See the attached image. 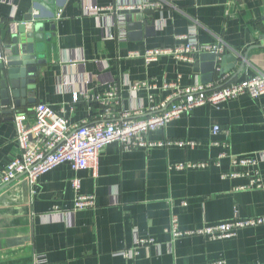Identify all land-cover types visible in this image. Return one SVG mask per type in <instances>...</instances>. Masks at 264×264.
Here are the masks:
<instances>
[{
    "label": "crops",
    "instance_id": "crops-1",
    "mask_svg": "<svg viewBox=\"0 0 264 264\" xmlns=\"http://www.w3.org/2000/svg\"><path fill=\"white\" fill-rule=\"evenodd\" d=\"M34 1L0 0L5 61V44ZM143 1H160L164 7L129 11L130 21L142 25L140 40L128 39L127 21L122 36V21L113 12L88 13L96 5L120 7L115 12L125 14L121 10L125 3ZM54 3V17L39 22L42 31H32L29 41L21 44L25 54L30 48L34 60L42 63L36 65L35 89L29 92L35 104L17 110L28 114L25 127L33 125L31 109L38 104L50 107L71 127L98 122L103 110L100 96L111 86L117 112L143 119L151 115L150 107L173 93L164 85L177 80L180 88L211 83L202 80L199 56L205 53L196 54L191 63L169 54L149 64L140 57L145 49L182 46L185 40L179 36L192 29L198 45L222 48L218 61L230 52L246 54L241 70L239 61L222 78L215 71L212 82L229 84L264 76V0ZM43 12L47 14V8ZM152 26L153 33L145 31ZM40 35L43 42L36 39ZM135 85L140 86L134 89ZM7 119L0 115V172L20 154L15 122ZM215 126L220 133L213 136ZM146 140L154 146L123 151L117 143L107 145L96 176L61 164L33 184L23 176L8 183L0 192V264H264V226L242 228L234 237L217 241L196 235L176 238L166 232L173 217L184 232L264 216V187L241 189L247 180L233 177L232 172L246 169L230 165L231 156L256 160L264 183V95L198 107L150 132ZM178 141L185 144H175ZM226 141L227 154L220 158L225 149L213 142ZM180 163L196 166L176 169ZM75 179L78 193L72 187ZM77 195L93 196L95 206L76 210ZM135 237L153 242L139 247ZM134 250L138 254L131 259L119 255Z\"/></svg>",
    "mask_w": 264,
    "mask_h": 264
},
{
    "label": "built area",
    "instance_id": "built-area-1",
    "mask_svg": "<svg viewBox=\"0 0 264 264\" xmlns=\"http://www.w3.org/2000/svg\"><path fill=\"white\" fill-rule=\"evenodd\" d=\"M163 7L164 5L160 1H143L136 4L125 3L121 7V10L128 12L125 14L115 12L120 7L113 10L110 6L99 7L96 5L90 8L88 13L105 16V11L113 12L117 20L122 21V36L125 37L126 16L131 13L129 11L144 13L146 10H157ZM195 36V30L192 29L187 35L179 36V38L185 40L182 46L172 49H145L140 57L143 58L146 64H149L157 61L159 57L169 54L181 61L191 63L194 62V56L199 53L222 54L221 47L198 45ZM4 60L3 50L0 47V63ZM221 83V81H215L207 85L196 84L180 88L177 80L175 83L164 85V89H171L173 93L160 104L150 107L151 115L143 119H134L130 113L122 112L119 114L117 112L118 103L115 86H111L109 91L100 96L103 106L102 114L98 122L92 124L85 122L71 127L64 118L56 115L50 107L38 104L31 109L34 118L33 125L25 127L23 123L28 114L17 113L13 116V120L20 154L0 172V185H6L20 176L25 177L29 184H33L37 177L61 164H68L73 171L89 170L93 176H96L100 155L103 149L111 143H118L124 151L151 147L154 144L146 140V136L150 132L164 128L171 121L178 119L181 115L190 113L198 107L204 105L217 106L243 95L251 99L264 95L263 75L241 82L230 83L226 86H221ZM139 86L135 85L133 88L136 89ZM150 88L154 89L155 86L151 85ZM212 132L213 135H217L220 132L219 127L215 126ZM175 144L184 145L185 143L178 141ZM214 145H218V143H214ZM223 147L226 148V144ZM224 156L225 154H221L220 158ZM230 163L234 168L246 169L244 172H232L233 177H242L247 180V185L241 189L251 187L262 189L264 187L256 160L231 156ZM195 166L180 163L175 168L183 169ZM198 166L203 167L204 165L200 164ZM72 187L78 193V179L72 181ZM94 206L93 196L77 195L74 203L76 210L89 209ZM257 225H264V217L235 220L181 232L177 229L176 218L173 217L171 227L166 232L176 238L196 235L215 241L234 237L237 230ZM135 238L136 245L139 247L150 245L153 242L152 239ZM137 254L136 250L119 253L125 259H131Z\"/></svg>",
    "mask_w": 264,
    "mask_h": 264
},
{
    "label": "water",
    "instance_id": "water-1",
    "mask_svg": "<svg viewBox=\"0 0 264 264\" xmlns=\"http://www.w3.org/2000/svg\"><path fill=\"white\" fill-rule=\"evenodd\" d=\"M54 4V0H43V3H38L35 0L27 16L23 18L22 23L16 26L15 33L11 34V41L5 44L6 61L4 60L5 63H0V115L8 116L7 120H13V116L19 113L17 110L20 107L27 108L35 104L34 96L29 92L35 89L36 65L42 63L34 60V57L31 56L30 48H28L29 53L26 52L27 54H25L21 44L29 41V34L32 31H42V26L39 22L54 17L51 10ZM45 7L48 10L47 14L43 12L46 9ZM35 12L36 14H34ZM130 19L129 15H127V37L132 40H140L142 38V25L133 23ZM153 26L145 28V31L153 33ZM50 30L54 31V27L51 26ZM133 32L137 33L134 34ZM9 33H11L10 29ZM52 37L53 35L47 36L46 42L50 43ZM36 39L39 42H43L41 35ZM218 57L215 53H205L199 56L200 62L203 63L201 70L203 75H205L202 79L204 83L212 82L215 71L218 77L222 78L239 61V70L246 63V54L241 57L236 52H230L222 56L219 60L220 62ZM227 62H231L232 65H227ZM217 66H219V70H216ZM7 185L0 187V192Z\"/></svg>",
    "mask_w": 264,
    "mask_h": 264
},
{
    "label": "trees",
    "instance_id": "trees-1",
    "mask_svg": "<svg viewBox=\"0 0 264 264\" xmlns=\"http://www.w3.org/2000/svg\"><path fill=\"white\" fill-rule=\"evenodd\" d=\"M249 79V78H248ZM216 81L218 80V79H215ZM246 80V79H245ZM230 84V83H229ZM226 85H228V84H224V82L223 83H221V86H226ZM119 111V110H118ZM220 133V132H219ZM213 136H215V135H213ZM215 142H213V144H214ZM118 144V143H117ZM226 148H224L223 147V144H218V145H221L225 150V152H223V154H227V151H228V145H227V141H226ZM119 145V144H118ZM190 146H193L194 145V143L193 142H190V144H189ZM218 145H214V146H218ZM119 147L121 148V150H123L122 149V147L119 145ZM137 149H139V148H137ZM135 150V149H134ZM124 151V150H123ZM182 164H190V163H182ZM68 165V164H67ZM190 165H195V164H190ZM230 165H231V163H230ZM69 166V165H68ZM232 166V165H231ZM70 167V166H69ZM73 171V170H72ZM83 171V170H82ZM264 217V216H263ZM258 218H262V217H254V218H247V219H258ZM235 220H242V219H235ZM235 220H233V221H235ZM231 222V221H230ZM227 223V222H226ZM219 224H221V223H219ZM217 225V224H216ZM211 226H213V225H211ZM258 226H264V225H257V226H250V227H258ZM250 227H244V228H250ZM238 231V230H237ZM237 233V232H236ZM202 237H204V236H202ZM204 238H206V239H208L207 237H204ZM232 238V237H231ZM148 239V238H147ZM226 239H228V238H226ZM209 240V239H208ZM211 241V240H210ZM215 241H217V240H215ZM122 257V256H121Z\"/></svg>",
    "mask_w": 264,
    "mask_h": 264
}]
</instances>
